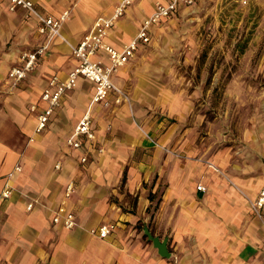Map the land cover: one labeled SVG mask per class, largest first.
<instances>
[{
    "label": "crops",
    "instance_id": "0c3cea01",
    "mask_svg": "<svg viewBox=\"0 0 264 264\" xmlns=\"http://www.w3.org/2000/svg\"><path fill=\"white\" fill-rule=\"evenodd\" d=\"M31 1L45 15L57 16L65 8L71 12L61 37L37 57L33 70L12 84L9 69L22 63V51L40 46L44 35L35 17L22 8L10 10L8 1L0 0V264H264V207L260 217L251 207L264 189V96L259 112L244 116L225 143L220 142L224 134H217L206 147L184 140V131L179 145L171 148L172 132L158 133L162 120L149 110L163 105L166 117L183 113L178 108L182 97L173 98L167 89L164 102L157 100L156 78L145 70L146 57L161 25L198 1L151 25L149 42L140 41L134 55L113 73V82L129 94V106L114 104L113 93L108 98L111 106L91 103L94 84L79 78L61 96L41 131H35L37 110L31 111L30 105L46 106L41 93L48 79L54 74L64 78L76 65L71 46L96 16L110 15L117 2ZM157 1L166 2L135 0L105 42L121 49ZM97 57L107 61L105 55ZM87 108L96 138L80 149L69 148L65 140ZM149 132L162 146L145 136ZM70 180L73 190L65 197ZM159 187L153 210L155 201L148 194ZM6 188L11 193L3 197ZM60 206L74 214L72 228L53 222ZM140 221L153 235L168 237V258L147 241L137 227ZM110 223L114 228L105 238L89 232Z\"/></svg>",
    "mask_w": 264,
    "mask_h": 264
},
{
    "label": "rangeland",
    "instance_id": "374dc122",
    "mask_svg": "<svg viewBox=\"0 0 264 264\" xmlns=\"http://www.w3.org/2000/svg\"><path fill=\"white\" fill-rule=\"evenodd\" d=\"M65 9L70 16L71 9ZM151 42L145 70L156 78L157 100L164 102L165 89L173 98L183 99L178 105L183 113L172 117H166L163 105L149 109L158 122L162 120L158 133L172 132L171 148L179 145L184 131L183 139L191 140V145L211 146L217 134H224L220 142L225 143L229 131L238 128L244 116L259 112L258 103L264 96V0H199L162 24ZM123 91L127 100L113 103L129 106V94ZM145 136L162 146L157 135L149 132ZM172 153L180 155L175 150ZM160 189L154 194L155 201ZM127 198L133 202L132 196ZM141 225L140 221V231Z\"/></svg>",
    "mask_w": 264,
    "mask_h": 264
},
{
    "label": "built area",
    "instance_id": "2783aa9c",
    "mask_svg": "<svg viewBox=\"0 0 264 264\" xmlns=\"http://www.w3.org/2000/svg\"><path fill=\"white\" fill-rule=\"evenodd\" d=\"M9 9L22 8L27 15L36 18L37 30L44 35V42L32 49L24 50L20 55L22 61L19 65L12 66L8 71V78L12 84L23 79L26 74L34 69L37 57L44 53L49 44L55 37H61V28L69 17V10L64 9L55 15H45L41 13L31 0H7ZM135 0H118L110 15H98L93 20L89 30L82 36L76 44L71 46V55L76 58V65L68 71L64 78L59 75H52L42 90L41 98L47 104L38 109L36 104L30 105V110H37L35 131L43 130L49 121L50 115L59 102L61 96L66 90L76 86L79 78H85L94 84V93L91 103H103L104 106L110 104L108 98L110 93L114 94V103H120L127 100V95L122 88L118 87L112 79L113 73L123 67L134 55L140 41L147 43L150 40V27L158 23L163 18L170 17L179 8H186L199 0H166V2L157 1L154 10L144 18L137 34L121 49H116L105 42L109 30L113 27L115 21L125 14L127 8ZM98 55H105L107 61H102ZM96 138L93 126V116L90 108H87L76 123L72 133L66 138L65 144L72 149H80L85 142H91ZM86 155H82L80 160L85 162ZM55 169L60 168V164H55ZM15 169L19 170L17 166ZM73 180L67 182L64 190V196L68 197L73 190ZM199 189L205 187L199 185ZM11 193L10 188L2 192L3 197H8ZM32 203L27 205L30 209ZM252 210L257 217L261 216L262 207H264V189H262L255 200L252 202ZM54 223H61L65 228H72L75 224V217L71 211L60 206L53 216ZM114 228V224H102L90 228L89 232L99 238L107 237Z\"/></svg>",
    "mask_w": 264,
    "mask_h": 264
},
{
    "label": "water",
    "instance_id": "95a60500",
    "mask_svg": "<svg viewBox=\"0 0 264 264\" xmlns=\"http://www.w3.org/2000/svg\"><path fill=\"white\" fill-rule=\"evenodd\" d=\"M143 234L147 237L154 248H156L159 256L163 258H168L170 256V252L168 250V237L161 238L158 235H153L147 227V224H144L142 227Z\"/></svg>",
    "mask_w": 264,
    "mask_h": 264
},
{
    "label": "trees",
    "instance_id": "16d2710c",
    "mask_svg": "<svg viewBox=\"0 0 264 264\" xmlns=\"http://www.w3.org/2000/svg\"><path fill=\"white\" fill-rule=\"evenodd\" d=\"M148 198H149V200L152 201V202H153V200L155 201V199H154V195H153L152 193H149V194H148ZM158 203H159V199H156V201H155V205H153V207H152L153 210H156V209H157V205H158Z\"/></svg>",
    "mask_w": 264,
    "mask_h": 264
}]
</instances>
